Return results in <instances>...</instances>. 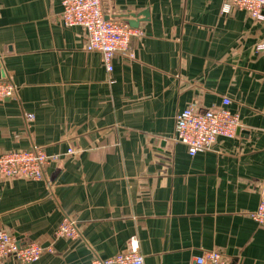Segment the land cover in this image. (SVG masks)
<instances>
[{
	"label": "crops",
	"instance_id": "1",
	"mask_svg": "<svg viewBox=\"0 0 264 264\" xmlns=\"http://www.w3.org/2000/svg\"><path fill=\"white\" fill-rule=\"evenodd\" d=\"M104 5L138 23L133 57L111 72L62 21L63 0H0V79L16 86L0 101V155L59 156L42 179L0 176V229L41 243L36 264L107 258L133 237L144 264H195L209 249L264 264V227L249 215L264 199V18L223 13L222 0ZM226 96L237 135L191 156L174 139L177 114ZM65 214L79 238L55 236Z\"/></svg>",
	"mask_w": 264,
	"mask_h": 264
},
{
	"label": "built area",
	"instance_id": "2",
	"mask_svg": "<svg viewBox=\"0 0 264 264\" xmlns=\"http://www.w3.org/2000/svg\"><path fill=\"white\" fill-rule=\"evenodd\" d=\"M234 9L244 10L256 19L264 18V0H222V12L230 13ZM61 18L68 26H81L85 30V49L99 51L109 72L113 71L115 57L132 58L130 42L138 31L131 27L126 19L112 17L107 12L104 0H63ZM257 49L264 50V43ZM2 55L0 54V61ZM16 95V86L0 79V101ZM230 97L223 98L219 107L203 112L189 106L181 110L176 117L174 139L185 144L191 156L208 150L217 139L234 138L240 128L239 114L229 108ZM32 120L33 115L27 114ZM69 149L68 153H72ZM59 161V156L49 155L43 149L33 147L24 150L6 152L0 155V176L42 179L49 163ZM251 218L264 227V199L249 212ZM80 221L74 214H65L55 230L56 237L77 239L80 237ZM51 250V248H49ZM45 248L39 242L22 240L11 231L0 229V259L13 258L15 264H36ZM145 256L139 249V242L133 237L127 248L103 258L95 257L84 264H144ZM195 264H230L227 255L218 249L205 250L196 257Z\"/></svg>",
	"mask_w": 264,
	"mask_h": 264
},
{
	"label": "water",
	"instance_id": "3",
	"mask_svg": "<svg viewBox=\"0 0 264 264\" xmlns=\"http://www.w3.org/2000/svg\"><path fill=\"white\" fill-rule=\"evenodd\" d=\"M144 15L147 16L148 13L145 12ZM131 25H132L133 27H137V26H138V23H137V22H131Z\"/></svg>",
	"mask_w": 264,
	"mask_h": 264
}]
</instances>
